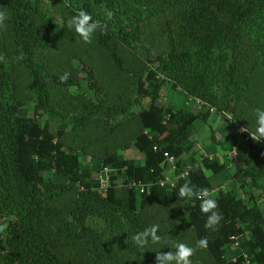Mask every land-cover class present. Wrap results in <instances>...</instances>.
I'll return each instance as SVG.
<instances>
[{
    "label": "trees",
    "instance_id": "trees-1",
    "mask_svg": "<svg viewBox=\"0 0 264 264\" xmlns=\"http://www.w3.org/2000/svg\"><path fill=\"white\" fill-rule=\"evenodd\" d=\"M42 1L0 0L9 17L12 49L11 63L0 41V56L4 57L0 61V218L8 222L4 241L0 238V264H97L103 257L94 244L96 226L110 233L119 247L126 245L124 239L134 245L133 235L149 227L141 217L143 209L167 210L174 204L182 207L169 231L172 241L178 232L192 231L195 244L207 239V248L198 250L209 256L211 264H264V214L257 205L263 192L257 186L264 179L262 150L247 153L242 147H231L230 152L235 150L233 164L242 165L232 176L244 197L235 198L221 189L215 192L216 210L223 217L215 230L205 228L207 216L200 211V201L178 198V190L186 182L194 190L213 191L206 173L215 176L226 169L214 157L190 152L185 146L189 128L206 124L212 109L236 115L239 99L249 91L255 76L264 82V0H104L105 12L112 15L101 21L106 32L100 31L99 44L114 61L117 49L109 42L118 46L125 34L109 32V25L115 24L125 8L139 10L146 21L157 22L158 35L165 37L161 49L149 60L145 77L136 81L132 104L141 128L134 147L144 161L138 164L133 159L120 160L117 154L107 156L100 168L112 169L106 192L99 190L91 173L81 169L77 154L58 142L68 128L78 132L86 127L93 110L58 120L49 101L43 61L49 44L41 28ZM12 65L27 72L36 100L32 117L18 115ZM166 87L181 88L203 105L198 112H190L163 104L160 95ZM218 87L219 96L215 94ZM167 157L174 161L175 175L183 176L171 189L161 186ZM56 178L63 179L65 186L55 185ZM132 184H141L144 191L138 192ZM71 188L78 197L66 212L79 228L68 225L52 199ZM237 240L244 252L227 260L224 248ZM80 241L87 253L73 251L60 257L62 247ZM93 248L96 256L89 257ZM140 250L137 248L138 253Z\"/></svg>",
    "mask_w": 264,
    "mask_h": 264
},
{
    "label": "rangeland",
    "instance_id": "rangeland-1",
    "mask_svg": "<svg viewBox=\"0 0 264 264\" xmlns=\"http://www.w3.org/2000/svg\"><path fill=\"white\" fill-rule=\"evenodd\" d=\"M87 5L84 8V5ZM83 9L92 15L94 20L104 22V0H43V23L42 30L46 37L49 49L44 57V74L49 101L53 106L58 120L70 116H80L83 110L92 109L90 123L82 130L76 132L68 128L58 140L66 150L74 151L80 160L81 169L87 170L94 178L98 177L103 160L117 154L120 160L133 159L138 164L144 161V155L136 150L134 142L141 133V128L133 111L132 104L135 95L136 81L139 77L144 78L149 69V60L161 49L162 39L158 35L159 24L155 21H146L144 14L139 10L125 8L124 14L115 19V24L109 25V32L122 33L125 41L115 46L109 42L112 48L117 49L114 53V61L110 54L101 48L99 44L100 31L93 34L92 42L85 44L80 38L69 30L66 21ZM0 11H7L0 5ZM8 15V13H7ZM108 20V19H107ZM102 23V22H101ZM144 23V24H143ZM6 28L0 30V41L6 57L12 63L11 31L8 19L5 21ZM158 27H157V25ZM146 29L142 28V26ZM117 27V28H116ZM127 41V42H126ZM69 73L67 83H61L59 76ZM90 74L91 78H88ZM256 79V80H255ZM11 80L13 83V98L19 105L18 115L32 117L36 100L31 93V85L27 72L24 68L12 65ZM220 95L219 87L215 91ZM160 102L177 110L198 112L203 102L190 97L183 89L172 90L163 88ZM264 110V82L257 78L253 79L249 91L239 99L236 115H231L232 123L221 115V112L212 109L211 117L206 124L195 123L189 130V139L185 146L197 157L200 153L214 157L219 163H223L226 169L219 175L206 173L212 189H221L232 194L235 198L244 197L239 189V184L232 176L235 171H240L242 165L233 164L230 149L244 148L247 153L256 150L264 152V142H253L249 139L244 141L248 133L240 135V128L247 127L249 131L255 130V110ZM46 119V118H45ZM43 119V120H45ZM55 122L51 130H55ZM230 145V146H229ZM249 158V155H248ZM172 174L168 172V176ZM55 185L65 186L61 178H56ZM263 192L257 198V205L264 214V179L257 183ZM78 197L77 190H71L61 196L53 195V202L61 211L62 217L68 225L75 227L76 224L66 210ZM181 204H174L170 209H162L154 206H146L141 212L143 221L148 226L158 224V235L169 242H182L195 247L192 231H182L176 234V240L172 241L169 236L171 227L177 223L181 211ZM11 221V220H10ZM5 218H0V225L7 224ZM78 228L76 230H78ZM96 228L95 247L97 253L103 258L97 264H155L156 252L174 251V248H164V245L149 243L146 249H141L124 239L126 245L118 246L110 233H104L101 226ZM3 234V233H2ZM2 237L3 241L5 235ZM90 246V242L88 241ZM64 246V245H63ZM127 246V247H126ZM87 253L84 241L77 242L70 248H61V258L68 257L72 252ZM244 249L239 240L234 245L224 248V257L234 260L241 255ZM94 257V248L87 254ZM147 256L149 259H145ZM192 264H211L209 256L201 250H196L191 257Z\"/></svg>",
    "mask_w": 264,
    "mask_h": 264
},
{
    "label": "clouds",
    "instance_id": "clouds-1",
    "mask_svg": "<svg viewBox=\"0 0 264 264\" xmlns=\"http://www.w3.org/2000/svg\"><path fill=\"white\" fill-rule=\"evenodd\" d=\"M107 18H111L112 13L109 11L105 12ZM8 15L5 11H0V30L6 28L5 21L8 19ZM66 26L69 30L74 31V33L80 38V40L85 43H91L92 37L98 30L106 32V24L101 23L100 20H94L92 15L87 11L80 9L75 12L74 15L69 17L66 21ZM22 58L21 57H18ZM4 57L0 56V61H3ZM61 83H67L69 79V73L65 72L63 75L58 77ZM255 130L249 131L247 127L240 128L241 133H248L249 138L253 142H264V110H255ZM228 120H233L231 116H228ZM167 155V154H166ZM215 192L210 191L207 188H201L199 190H194L188 182L180 186L178 190V198L180 199H192L200 201L199 207L203 214H206L207 219L205 222V228L215 230L219 225L220 221L223 219L222 214L216 209L218 208L217 200L214 198ZM158 224H153L142 231L135 233L132 237L133 243L137 248L146 249L149 243L163 244L164 248H174L175 250H169L167 252H156L155 264H192L191 257L195 254L197 249L207 248V239H199L195 247H191L182 242H169L163 240L160 235H158L159 230Z\"/></svg>",
    "mask_w": 264,
    "mask_h": 264
},
{
    "label": "built area",
    "instance_id": "built-area-1",
    "mask_svg": "<svg viewBox=\"0 0 264 264\" xmlns=\"http://www.w3.org/2000/svg\"><path fill=\"white\" fill-rule=\"evenodd\" d=\"M221 115L224 116L226 120H228V116H231L230 114H226V113H221ZM228 122L232 123V120H228ZM240 135H241V132H240ZM249 139H250L249 136H246L244 138V141L247 142ZM234 153H235V150L233 149V154ZM166 162H167V172L164 174L165 178L164 180H162L161 186L167 189H171L177 184V181L179 179L183 178V176L175 175L176 167H175V164L172 158L167 157ZM111 171L112 169L109 167L100 169V172L98 174V177L96 178V181L98 182V187L101 192H106L108 188L110 187V172ZM168 172H170L172 175L168 176ZM116 184L120 185L121 180L117 181ZM132 185L138 192L142 193L144 191V187L141 184H132ZM213 191L218 192L220 191V189H213Z\"/></svg>",
    "mask_w": 264,
    "mask_h": 264
},
{
    "label": "water",
    "instance_id": "water-1",
    "mask_svg": "<svg viewBox=\"0 0 264 264\" xmlns=\"http://www.w3.org/2000/svg\"><path fill=\"white\" fill-rule=\"evenodd\" d=\"M8 225L7 224H2L0 225V236L1 234L7 229Z\"/></svg>",
    "mask_w": 264,
    "mask_h": 264
},
{
    "label": "crops",
    "instance_id": "crops-1",
    "mask_svg": "<svg viewBox=\"0 0 264 264\" xmlns=\"http://www.w3.org/2000/svg\"><path fill=\"white\" fill-rule=\"evenodd\" d=\"M221 173H222V172H221ZM221 173H220V174H221ZM218 175H219V174H218ZM210 186H211V185H210Z\"/></svg>",
    "mask_w": 264,
    "mask_h": 264
}]
</instances>
